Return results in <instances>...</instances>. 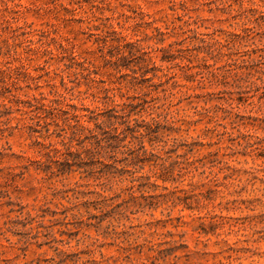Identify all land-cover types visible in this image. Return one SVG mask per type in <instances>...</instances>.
<instances>
[{
    "label": "rangeland",
    "instance_id": "obj_1",
    "mask_svg": "<svg viewBox=\"0 0 264 264\" xmlns=\"http://www.w3.org/2000/svg\"><path fill=\"white\" fill-rule=\"evenodd\" d=\"M0 264H264V0H0Z\"/></svg>",
    "mask_w": 264,
    "mask_h": 264
},
{
    "label": "trees",
    "instance_id": "obj_2",
    "mask_svg": "<svg viewBox=\"0 0 264 264\" xmlns=\"http://www.w3.org/2000/svg\"><path fill=\"white\" fill-rule=\"evenodd\" d=\"M121 59H122V57H121ZM94 119H95L96 121L98 120L97 115H95ZM97 125H98V124H97ZM126 130H127V129H126ZM122 134H124V133H122ZM101 135H102V136H103V135H106V133H104V134L102 133ZM93 136L96 137V138H99L98 135H93ZM117 136H120V134L117 135ZM124 137H125V136H124ZM99 139H100V138H99ZM124 139H125V138H124Z\"/></svg>",
    "mask_w": 264,
    "mask_h": 264
}]
</instances>
